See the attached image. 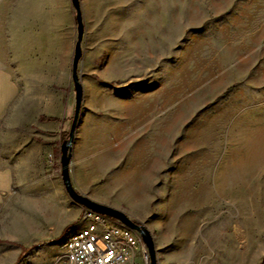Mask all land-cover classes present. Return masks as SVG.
Instances as JSON below:
<instances>
[{"label":"rangeland","instance_id":"1","mask_svg":"<svg viewBox=\"0 0 264 264\" xmlns=\"http://www.w3.org/2000/svg\"><path fill=\"white\" fill-rule=\"evenodd\" d=\"M132 2L134 9L140 5L116 0L118 15ZM147 3L148 81L101 82L123 99L148 86L143 135L159 166L146 204L134 215L117 210L150 231L158 264H264V0ZM85 50L88 55L90 46ZM85 55L81 83L82 72L96 65ZM65 91L67 127L40 183L50 192H33L22 182L20 207L6 208V219L14 217L0 225V264H22L30 255L56 263L69 236L84 227L85 208L69 198L62 181L74 81ZM120 104L111 103L127 107ZM108 117L117 121L113 112ZM14 250L22 252L18 260Z\"/></svg>","mask_w":264,"mask_h":264},{"label":"crops","instance_id":"2","mask_svg":"<svg viewBox=\"0 0 264 264\" xmlns=\"http://www.w3.org/2000/svg\"><path fill=\"white\" fill-rule=\"evenodd\" d=\"M79 1L83 54L89 45L86 60L96 65L81 76L84 101L72 146L71 181L89 199L134 215L146 204L159 166L143 135L148 86L123 99L102 82L148 81V0L135 9L133 2L126 4L119 15L116 0ZM76 39L72 0H0V225L14 217L6 219V208L20 207L22 182L33 192H50L40 183L67 127L71 100L65 90L73 81ZM113 101L127 107L114 108ZM112 112L117 121H109ZM89 113L97 115L88 118ZM14 253L18 260L22 252ZM50 261L30 255L22 264Z\"/></svg>","mask_w":264,"mask_h":264},{"label":"water","instance_id":"3","mask_svg":"<svg viewBox=\"0 0 264 264\" xmlns=\"http://www.w3.org/2000/svg\"><path fill=\"white\" fill-rule=\"evenodd\" d=\"M74 9L77 12V43L75 47V54L72 63V73L73 81L75 86L76 94V105H75V115L69 138L65 140L62 144V157H61V166H62V181L66 190L67 195L72 199L76 204L81 207L90 209L96 213L103 214L105 216L111 217L120 221L123 225L130 228L131 230L137 232L143 239L145 245L148 248L151 264H158L157 261V252L154 239L150 231L146 226L141 225L133 221L126 213L117 210L115 208L99 204L87 196L79 193L73 186L70 176V165L72 160V146L75 138V132L78 127V122L82 112V105L84 101L83 86L81 80L78 76V68L80 60L83 56L82 42L85 34V27L82 21L81 12H80V1L72 0Z\"/></svg>","mask_w":264,"mask_h":264},{"label":"built area","instance_id":"4","mask_svg":"<svg viewBox=\"0 0 264 264\" xmlns=\"http://www.w3.org/2000/svg\"><path fill=\"white\" fill-rule=\"evenodd\" d=\"M93 214L100 213L85 208L82 220L93 221ZM103 216L105 233H110V236L118 237V232H128V229H130L123 225V231H110V222L120 221ZM122 241H124V248H115L108 242L96 241V234L91 232L88 235V240H84L74 246V253L61 255L59 262L52 264H136L135 254H143L144 264H151L150 254L145 243L136 245V248H126V240Z\"/></svg>","mask_w":264,"mask_h":264},{"label":"bare ground","instance_id":"5","mask_svg":"<svg viewBox=\"0 0 264 264\" xmlns=\"http://www.w3.org/2000/svg\"><path fill=\"white\" fill-rule=\"evenodd\" d=\"M83 224L84 227L78 233L70 235L65 242L63 246L64 254L74 253V246L88 240V235L91 232L96 234V241L108 242L115 248H124V241L122 240H126V248H136V245L144 243L142 237L131 229H128V232H118V237L105 233V221L102 214H93V221L83 220ZM110 231H123V224L121 222H110ZM135 263L144 264L143 254H135Z\"/></svg>","mask_w":264,"mask_h":264},{"label":"trees","instance_id":"6","mask_svg":"<svg viewBox=\"0 0 264 264\" xmlns=\"http://www.w3.org/2000/svg\"><path fill=\"white\" fill-rule=\"evenodd\" d=\"M43 120H46V118H42Z\"/></svg>","mask_w":264,"mask_h":264}]
</instances>
